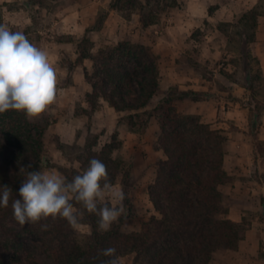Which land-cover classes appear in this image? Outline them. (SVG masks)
<instances>
[{"label":"rangeland","instance_id":"obj_1","mask_svg":"<svg viewBox=\"0 0 264 264\" xmlns=\"http://www.w3.org/2000/svg\"><path fill=\"white\" fill-rule=\"evenodd\" d=\"M110 1L92 5L90 0H0V24L22 31L31 43L46 49L58 73L55 103L31 118L46 126L38 170L61 175L62 167L79 169L77 157L88 142L98 139L100 147L117 134L121 147L114 156L130 168L131 177L113 186L133 204V218L123 230L139 231L156 214L148 187L156 177L158 160L165 158L154 147L161 130L150 113L171 89L204 92L201 100L183 98L175 105L182 114H198L228 136L224 167L230 180L220 189L229 217L250 224L238 249L218 250L212 264H264V90L256 101L260 107L252 108L242 56L244 41L254 31L240 19L259 6L256 40L248 48L264 72V0H178L159 11L148 27L142 25L138 9L118 12L109 9ZM103 11L107 17L100 32H87ZM84 37L93 45L79 44ZM123 40L148 45L160 57L161 91L141 111L133 129L130 111L117 112L102 99L97 110L90 109L86 94L92 86L84 68L93 72L97 61L88 58L79 65L85 46L97 55L100 48ZM123 207L126 215L125 199ZM78 230L85 235L90 228L79 223ZM120 261L133 264L134 254L121 256Z\"/></svg>","mask_w":264,"mask_h":264},{"label":"trees","instance_id":"obj_2","mask_svg":"<svg viewBox=\"0 0 264 264\" xmlns=\"http://www.w3.org/2000/svg\"><path fill=\"white\" fill-rule=\"evenodd\" d=\"M177 1L111 0L109 9H138L142 25L148 27L155 23L159 11ZM258 7L240 18L254 31L244 41L242 56L248 76L245 87L250 91L247 103L252 108L260 107L256 101L264 90L260 59L248 48L249 42L256 40L255 30L262 14ZM106 17L107 12H101L95 25L86 31L101 30ZM80 43L93 45L88 37ZM88 58L97 61L93 72L84 68L85 79L92 86L86 94L90 109L97 110L102 99L117 112L130 111L129 125L136 128L141 111L161 91L159 55L148 45L123 40L100 48L97 55L85 46L79 54V65ZM204 95L195 90L171 89L150 113L161 130L154 147L165 155L158 160L156 177L148 187L156 214L139 231L130 232L123 230L126 221L133 218L129 198H125L127 214L107 232L99 231V217L75 200L72 203L79 223L90 228L85 235L59 217L21 227L13 217L11 204L15 198L22 200L19 188L27 172L39 168L46 126L22 111L0 113V192L5 185L12 190L9 206L0 208V264H100L109 259L101 255L109 247L116 249L119 258L134 254L133 264H212L218 250H237L250 224L229 217L220 189L230 180L224 167L228 136L223 129L202 121L198 114H182L175 105V100H201ZM120 147L117 134L100 147L98 139H94L77 157L80 168L62 167L61 175L71 181L96 158L106 165L112 184H124L131 177V170L114 156ZM29 164L31 168H27ZM44 225L48 226L46 230Z\"/></svg>","mask_w":264,"mask_h":264},{"label":"clouds","instance_id":"obj_3","mask_svg":"<svg viewBox=\"0 0 264 264\" xmlns=\"http://www.w3.org/2000/svg\"><path fill=\"white\" fill-rule=\"evenodd\" d=\"M58 73L46 49L29 41L22 31H11L0 24V113L22 111L31 119L39 116L57 99ZM29 164L27 168H31ZM25 168H21L23 171ZM12 190L7 185L0 192V208L9 206ZM21 199H14L13 217L21 227L49 217L64 218L79 229L78 214L72 201L95 213L98 230L107 232L124 214L125 193L109 181L106 165L96 158L71 181L53 171H28L19 188ZM47 225L43 228L46 230ZM109 257L100 264H121L116 249H103Z\"/></svg>","mask_w":264,"mask_h":264},{"label":"crops","instance_id":"obj_4","mask_svg":"<svg viewBox=\"0 0 264 264\" xmlns=\"http://www.w3.org/2000/svg\"><path fill=\"white\" fill-rule=\"evenodd\" d=\"M85 1V0H84ZM90 2L92 3V5H94L96 2H97V0H90ZM71 15L72 14H67V17H71ZM95 32H100V31H95Z\"/></svg>","mask_w":264,"mask_h":264}]
</instances>
